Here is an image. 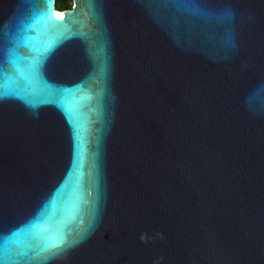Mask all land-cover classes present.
Instances as JSON below:
<instances>
[{
    "label": "water",
    "instance_id": "obj_1",
    "mask_svg": "<svg viewBox=\"0 0 264 264\" xmlns=\"http://www.w3.org/2000/svg\"><path fill=\"white\" fill-rule=\"evenodd\" d=\"M56 2L0 0V264H264V0Z\"/></svg>",
    "mask_w": 264,
    "mask_h": 264
},
{
    "label": "snow or ice",
    "instance_id": "obj_2",
    "mask_svg": "<svg viewBox=\"0 0 264 264\" xmlns=\"http://www.w3.org/2000/svg\"><path fill=\"white\" fill-rule=\"evenodd\" d=\"M70 19H71V14H70ZM79 138V133H74V140L78 139ZM69 242L64 239V238H59L56 243H54L52 245L53 248H56V249H61L62 247H64L65 245H67Z\"/></svg>",
    "mask_w": 264,
    "mask_h": 264
},
{
    "label": "trees",
    "instance_id": "obj_3",
    "mask_svg": "<svg viewBox=\"0 0 264 264\" xmlns=\"http://www.w3.org/2000/svg\"><path fill=\"white\" fill-rule=\"evenodd\" d=\"M56 7L57 10L62 11V10L70 9L72 5L69 4V0H57Z\"/></svg>",
    "mask_w": 264,
    "mask_h": 264
}]
</instances>
